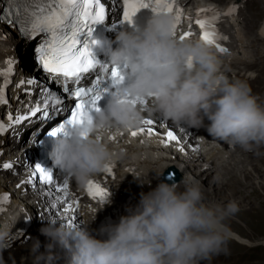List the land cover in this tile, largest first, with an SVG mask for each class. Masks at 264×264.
Here are the masks:
<instances>
[{
    "label": "clouds",
    "instance_id": "obj_1",
    "mask_svg": "<svg viewBox=\"0 0 264 264\" xmlns=\"http://www.w3.org/2000/svg\"><path fill=\"white\" fill-rule=\"evenodd\" d=\"M176 25L175 16L162 14L143 30L121 31L117 47L109 45L108 51L110 66L124 70L118 94L93 113L87 139L79 127L52 137L49 158L79 189L123 158L124 150L111 145L109 134L139 129L147 116L179 129L204 128L213 142L232 149L264 146V102L247 82L224 74L223 60L206 43L181 39ZM123 97L146 100L147 106L122 102ZM239 211L235 201L207 202L201 185L185 178L141 193L139 204L118 224L101 230L106 239L96 238L84 224L56 227L53 222L41 233L53 241L46 251L58 244L69 264H199L226 250L232 235L227 221ZM4 244L0 237V247ZM39 247L37 241L34 250Z\"/></svg>",
    "mask_w": 264,
    "mask_h": 264
},
{
    "label": "bare ground",
    "instance_id": "obj_2",
    "mask_svg": "<svg viewBox=\"0 0 264 264\" xmlns=\"http://www.w3.org/2000/svg\"><path fill=\"white\" fill-rule=\"evenodd\" d=\"M255 2V10L263 12L264 0H229L222 5L223 8L232 6L236 9L231 16L235 36L231 51L217 55L223 60L221 70L224 74L229 79L247 82L253 94L257 92L255 95H259L260 101L264 102V94L261 93L264 87V19L258 23L244 13L249 3ZM105 8L109 12L115 9L113 4H106ZM250 9L253 7L250 6ZM0 37V86L4 79L11 81L7 87L9 103L4 108L10 111L26 110V106L31 107L27 104L30 100L26 93H38L34 101H39L40 87L48 85L35 72V63L29 64L35 42L3 26L0 28ZM9 61L15 63L10 67ZM29 79L35 83H21ZM156 126L160 127L159 124ZM21 128L16 132V137L28 141L27 135H30L32 125ZM172 128L177 130L175 125ZM179 134L182 137L180 143L172 142L168 147L161 143V136H126L130 143L119 146L124 150V156L115 164L118 172L116 192L131 195L134 198L132 208H135L141 193L152 191L175 170L181 181L187 178L198 182L207 202L227 204L235 201L240 207V211L227 221L232 235L226 250L200 260L199 264H232L248 258L250 249L264 245V241L252 243L249 240L254 238L255 233L264 234V146L250 152L240 148L228 151L221 150L220 146L192 140L187 134ZM181 147L184 151H180ZM26 149V145L21 148L14 140L6 145L0 143V160ZM16 184L13 178L0 172V196L6 192L13 193L7 211L0 214V237H4L5 243L10 246L16 245L12 251V248L9 250L10 246L7 249L0 247V264H69L68 253L58 244L50 252L46 251V246L53 241L41 233V229L50 223H57L56 227L66 223L57 221L56 215L49 216L44 212L52 198L42 193L33 194L30 198L25 194V189L16 190ZM66 212L69 213L68 210ZM33 213H40L41 216L20 227L19 219ZM38 227L40 229L36 231ZM37 241L40 242L38 251L34 250Z\"/></svg>",
    "mask_w": 264,
    "mask_h": 264
},
{
    "label": "snow or ice",
    "instance_id": "obj_3",
    "mask_svg": "<svg viewBox=\"0 0 264 264\" xmlns=\"http://www.w3.org/2000/svg\"><path fill=\"white\" fill-rule=\"evenodd\" d=\"M9 3L8 21L18 27L20 34L26 40L35 39L37 36L41 38L35 50L38 54L36 59L39 66L46 73L62 78L65 85L64 92L75 100L71 106L56 109L59 112L66 109L68 116L62 122H58L47 134L50 137L67 136L70 129L79 127L84 130L82 138L87 139L92 115L101 110L100 102L103 96L99 88L102 81L97 78L93 85L87 89L82 86L81 81L88 78L86 74L97 68V61L92 52V48L97 42L91 37L96 26L104 24L107 19L105 4L101 0H9ZM122 3L123 18L120 21L121 24L134 26L135 17L142 9L146 8H151L155 15H175L176 27L183 16V10L178 4V0H122ZM235 12L236 9L233 8L227 15H232ZM220 15L219 13H211L210 18L199 19L195 23L203 30L201 38L207 44L215 46L221 53H225L228 49L221 46L219 41L227 40V37L221 36L216 29V21ZM190 35V33H185L181 39H189ZM14 63L15 61H9L10 67ZM104 71L106 74L110 71L112 86L118 94L117 86L124 79L122 70L120 68L109 70L105 67ZM21 83L31 85L35 82L29 79ZM69 83L74 85L73 89L67 87ZM43 91L47 92L48 90ZM49 101H52L53 106L61 103L60 98L47 95L43 98V104L36 105L28 115H22L15 119L9 116V119L12 120L13 124H20L30 117H35L37 113H42L43 118L49 119ZM122 102L147 106V101L140 98L123 97ZM0 103H6V100L3 99L2 90H0ZM157 123L152 119H146L144 124L148 127L140 129L139 132L132 131V137L136 138L140 134H146L149 137L161 136V143L165 147L170 146L172 142L180 143V138L174 131L170 130L165 135L160 131V127L156 126ZM5 130V126L0 123V132ZM180 151H184V148L181 147ZM4 167L11 169L13 165L7 163ZM109 171L111 170L109 169ZM173 174L170 172L168 175ZM33 181L53 186V190H55L54 172L50 168L36 164L33 167V174L29 183ZM62 185V190H67V180L62 181ZM88 193L93 199L107 201L108 192L95 182L89 183ZM8 199L7 196L0 197V203L6 202ZM67 210L71 211L72 205H68ZM70 225L76 226V224Z\"/></svg>",
    "mask_w": 264,
    "mask_h": 264
},
{
    "label": "rangeland",
    "instance_id": "obj_4",
    "mask_svg": "<svg viewBox=\"0 0 264 264\" xmlns=\"http://www.w3.org/2000/svg\"><path fill=\"white\" fill-rule=\"evenodd\" d=\"M219 2L220 5H225L228 3L229 0H217ZM250 6L253 7V9H250ZM254 7H257V2L255 3H249L248 8H245V14L251 16L253 19H255L258 23H261V21H263L264 19V11H260L255 10ZM261 7V6H260ZM254 13V14H253ZM258 13H261L260 15H258ZM248 35V34H247ZM251 35V33L249 34ZM30 60V59H29ZM29 64H31V62L29 61ZM28 66V65H27ZM257 93V92H256ZM255 93V94H256ZM261 93L264 94V87L261 90ZM259 97V95H257ZM31 238V237H29ZM29 238H27L26 240H28ZM25 240V241H26ZM252 243H261L262 241H264V234H256L254 238L249 239ZM24 241V242H25ZM16 247V245L12 246L11 248H9V250L11 249L14 250V248ZM249 252L251 253L250 256L246 259H242L241 261H237L234 262L232 264H264V245L260 244L256 247H254L253 249H250ZM254 256H253V255Z\"/></svg>",
    "mask_w": 264,
    "mask_h": 264
},
{
    "label": "water",
    "instance_id": "obj_5",
    "mask_svg": "<svg viewBox=\"0 0 264 264\" xmlns=\"http://www.w3.org/2000/svg\"><path fill=\"white\" fill-rule=\"evenodd\" d=\"M172 176V175H171ZM171 176H169V175H167L164 179H163V181L162 182H166V183H173V184H176L177 182H179V181H181V178H180V176H176V177H171Z\"/></svg>",
    "mask_w": 264,
    "mask_h": 264
}]
</instances>
